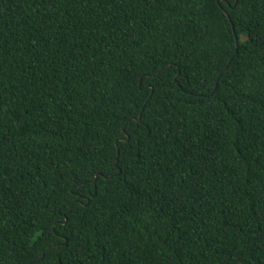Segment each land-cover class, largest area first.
Segmentation results:
<instances>
[{
  "label": "trees",
  "instance_id": "1",
  "mask_svg": "<svg viewBox=\"0 0 264 264\" xmlns=\"http://www.w3.org/2000/svg\"><path fill=\"white\" fill-rule=\"evenodd\" d=\"M0 264H264V0H0Z\"/></svg>",
  "mask_w": 264,
  "mask_h": 264
},
{
  "label": "snow or ice",
  "instance_id": "2",
  "mask_svg": "<svg viewBox=\"0 0 264 264\" xmlns=\"http://www.w3.org/2000/svg\"><path fill=\"white\" fill-rule=\"evenodd\" d=\"M218 2H219V0H218ZM152 90L155 91L154 88H153ZM119 138H120V139H123V133H121V135H120ZM126 143H127L129 146H131V137H130V136L128 137ZM92 179H93V178H92L91 176L87 175V174H85V175H83V176L81 177V180H82L84 183H88V182H89L90 180H92ZM78 186H79V185H78Z\"/></svg>",
  "mask_w": 264,
  "mask_h": 264
},
{
  "label": "water",
  "instance_id": "3",
  "mask_svg": "<svg viewBox=\"0 0 264 264\" xmlns=\"http://www.w3.org/2000/svg\"><path fill=\"white\" fill-rule=\"evenodd\" d=\"M237 1V0H236ZM236 42H237V44H238V39H236ZM170 67V66H169ZM140 117V116H139ZM139 117H138V119H139ZM123 130H124V128H123ZM128 135H127V137H126V139H124V140H127L128 139ZM121 172V170H119V172H118V174ZM100 174H96V176H95V180L98 178V176H99ZM110 177V176H109ZM94 180V181H95Z\"/></svg>",
  "mask_w": 264,
  "mask_h": 264
}]
</instances>
